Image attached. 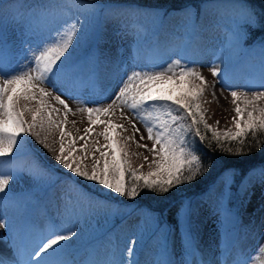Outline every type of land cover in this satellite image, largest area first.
<instances>
[{"label":"snow or ice","instance_id":"6c2138e0","mask_svg":"<svg viewBox=\"0 0 264 264\" xmlns=\"http://www.w3.org/2000/svg\"><path fill=\"white\" fill-rule=\"evenodd\" d=\"M42 7L48 19L45 26L47 35L35 51L28 49L16 67L9 69L5 64L8 50L0 44V228L10 229L5 218V202L16 201V211L20 215L28 208L27 199L10 188L12 181L27 176L33 183H39L50 176V170L35 159L28 164H16L7 172L3 168L4 164L20 159V146L28 135L35 137L52 153L58 165L72 174L73 180L80 178L97 186L101 192L132 201L144 192L166 196L173 189L192 184L206 175L212 164L205 160L207 153L203 149L245 155L246 147L248 151L252 149L250 141L255 142L257 151L264 146V45H261L258 68H249L244 73L248 83L240 90L229 88L234 115L231 126L224 129L219 128V121L215 127L208 123L203 105L209 101L204 97L207 89L214 88V85H209L197 70V62L184 55L163 64L150 58L141 61L138 58L141 47L151 52L158 46L152 39L157 32H150L135 23L120 26L118 34L133 35L137 48L127 61H121L123 68L117 74L115 90L107 97L111 102L103 105L98 100H84L73 94L68 99H76L81 105L73 109L68 99L62 98L63 85H58L57 80L66 69L71 70L67 62L81 45L87 28L70 8L57 13L55 8L58 5ZM87 7L95 10L96 5ZM182 11L186 18L192 20L191 24L185 25L190 41L196 34L194 12L190 7ZM145 14L162 16L164 13L156 9ZM259 22L250 9L246 10L245 15L233 22L229 29L228 46L239 48L247 36V28ZM217 60L219 64L213 62L209 70L214 78H221L223 87V77L232 69L233 61L219 56ZM220 64L224 67L221 68ZM98 71V63L85 64L75 74L90 79ZM57 92L61 94H55ZM212 95L215 97V91ZM89 103L94 106H87ZM126 110L131 115L126 114ZM76 112L86 116L88 127L82 132L76 128L74 134L67 125L71 123L75 128L77 122L69 121L68 117ZM117 112L127 123L114 121ZM137 122L143 125L144 133L136 126ZM127 124L131 125L133 132L125 136L122 133L128 131ZM97 127L101 130L96 131ZM49 137L53 138L52 142H49ZM101 138L105 143H100ZM145 140L151 142L150 147L148 143H141ZM133 143L148 155L131 152ZM134 156L142 157L148 166L146 172L144 163L134 166ZM252 175L249 173L241 181L238 188L241 195L251 187L248 181ZM259 179L264 183V169ZM223 180L226 192L234 182V175L225 174ZM208 191L211 193L212 189ZM223 199L224 193L220 196L217 211L235 220V214L223 208ZM95 200L91 195L86 198L89 208ZM191 215L190 205L182 207L178 214L182 232L181 259L178 262L171 259L165 233L154 264H227L229 255L233 253L232 264H264V244L258 245L253 254L238 248L235 240L223 246L216 261L206 260L199 249ZM84 218L87 219L86 216ZM80 222L81 214L71 212L66 220L53 224L46 233L31 242V251L23 264H76L74 259L61 257L75 246L74 238L82 237ZM141 239L142 236L130 239L120 257L112 255L106 260H91L89 264H139L137 246ZM3 242L11 249V256L0 254V264H22L21 246L11 231Z\"/></svg>","mask_w":264,"mask_h":264},{"label":"rangeland","instance_id":"374dc122","mask_svg":"<svg viewBox=\"0 0 264 264\" xmlns=\"http://www.w3.org/2000/svg\"><path fill=\"white\" fill-rule=\"evenodd\" d=\"M89 4L76 0H0V16L10 14V11L16 15L20 13L21 17L25 15V18H21L17 24L21 32L18 41L14 35L10 34V40H12L10 42L13 48L6 55L5 64L7 67L9 69L15 68L17 65L15 61L22 60L28 49L35 51L37 45L47 35L45 26L48 19L44 15L42 6L58 5L59 7L55 8L57 13L61 9L70 8L72 13L79 15L85 23L87 33L80 46L74 51L70 49V51H73V55L69 57L67 64L71 70L66 69L57 80L58 85H63L61 89V92H63L62 98L68 99L69 95L74 94L84 100H98L101 104L107 105L111 102L107 97L115 90L117 74L123 68L121 61H127L133 50L137 48V42L133 35L118 34L120 26L126 23L143 25L150 32H157V35L152 39L155 40L158 46L151 52H148L145 47H141L138 58L141 61L150 58L163 64L177 58L178 55H184L188 60L197 62L195 65L197 70L205 76L209 85H214V88L209 87L207 89L204 97L206 101H209V103L203 105L208 123L215 127L216 122L219 121L220 129L231 126V117L234 115L232 108L230 109L219 101L216 95L215 97L212 95L217 84L220 83L221 85V78H214L209 73L206 62L210 59L218 61V56L221 59L230 58L233 61V67L223 77V82L231 81L235 84L237 82L234 80L237 79L238 75L246 72L249 68H258L262 52L257 45L248 48L243 42L239 48L228 46L229 29L233 27V22L239 21L245 15L248 9H244L241 4L229 3L228 1H214L204 4L200 15L195 16L196 34L189 41L185 25L191 24L192 20L186 18L183 11L158 16L145 14L148 11L129 8V6H113L111 9L98 10L95 8V10H92L87 7ZM2 23L8 25L5 20H2ZM18 45L21 46L20 51L16 47ZM20 52L22 55L18 59ZM98 55L101 56L100 61ZM12 63L13 67L10 66ZM97 63L99 71L90 79L76 76L75 73L80 66L85 64L96 65ZM220 67L223 68L224 65L220 64ZM61 92L55 94H61ZM68 103L73 109L81 106L76 99H68ZM87 106L94 105L89 103ZM126 114L131 115L127 110ZM68 119L77 122L75 128L71 123L67 125V129L74 134H76V128L81 129L82 132L83 128L88 127L86 116H82L79 112H76L75 115L70 114ZM113 119L117 123H127L120 119L119 112ZM136 126L141 133H144V127L141 123L137 122ZM127 127L128 131L122 133V135L132 134L131 125L127 124ZM100 130V127L96 128V131ZM29 137H31L30 144L32 141L33 148L26 155H23V151H20V159L15 161L14 165L25 164L24 162L28 164L35 159L39 164L50 170V176L42 182L33 183L27 176H23L22 180L40 194L48 195V190L56 192L55 189L60 188V200L66 203L67 207L71 205L76 213L81 214L80 231L82 237L79 239L74 238V243L75 245L80 244L78 241L81 239L87 243L90 242L84 251H82L83 249L80 250L82 252L80 255L84 258L85 264H89L91 260H106L112 255L120 257L123 250L128 246V241L141 236L142 239L137 246L139 264H154L162 236L165 233L171 259L178 262L181 259L182 251L181 222L178 214L185 205H190L192 209L191 223L198 239L199 249L206 260L216 261L223 246L233 240L237 242V246L240 243L243 244L249 241L246 252H252L253 254H255L258 245L264 244V183L259 179L261 170L264 168H257L250 172L253 173L248 181L251 187L244 195H241L238 191L240 184H236L237 188L234 189L232 183L231 187L225 192L223 177L225 174L231 175V172H224L208 188V190L212 189L211 193L207 191L200 197L194 198V200L187 199L177 203L169 210L164 219L165 223L162 221V223H159V219L145 215L141 211L129 212L126 208L114 207L111 203L103 204L98 199L89 208L86 203L87 193L82 194L79 186L73 184L66 177L61 180L55 179L51 166L56 161L52 153L42 147L35 137L26 136L20 150L25 147ZM52 139V137H49V142H52ZM56 139L58 140V136H56ZM136 139H139L138 135ZM100 143H105L102 138ZM141 143H148L149 147L151 146V142L147 140L141 141ZM54 147H58V144H54ZM130 151L148 155L144 149H138L134 143L130 145ZM36 155L39 157H36ZM132 159L134 166L138 167L141 163H144L142 157L137 158L134 156ZM147 167V164L144 163L145 172ZM248 176L249 174L245 177ZM102 193L105 194L106 192ZM222 193H224L223 208L234 213L235 220L217 211ZM228 201L230 203L235 202V206L230 207V203L227 206ZM85 216L87 219L84 218ZM115 216L120 221L113 225L112 218ZM221 221H223V225H221ZM148 239L150 241L146 244ZM152 239L154 240L152 241ZM233 258L234 253L229 255L228 262L232 264Z\"/></svg>","mask_w":264,"mask_h":264},{"label":"trees","instance_id":"16d2710c","mask_svg":"<svg viewBox=\"0 0 264 264\" xmlns=\"http://www.w3.org/2000/svg\"><path fill=\"white\" fill-rule=\"evenodd\" d=\"M81 3L95 4L98 10L104 8H110L113 6H129V8L140 9L144 11L149 10H162L164 14L170 12H179L190 7L194 11V16H199L202 6L210 2L228 1L229 3L235 2L241 4L244 9H250L255 14L256 18L260 21L254 27L247 28V36L243 41L248 48L253 45H264V0H76ZM187 123V122H185ZM30 139L27 140L28 146L30 145ZM252 149L246 151L245 155H234L227 153H220L218 151L209 152L207 149H203L206 152L205 160L211 161V168L208 173L192 184L182 185L179 188L173 189L166 196L158 197L153 194L144 192L136 200H128L123 197H117L114 194L102 193L97 186L83 181L80 178L73 180L72 174L59 166L56 162L53 170L56 178L66 177L70 179L75 185L79 186L83 191L89 195H93L101 203L112 205L128 206L130 208L141 209L146 211L151 216L159 219V223H165V218L169 213V210L173 208L177 203L184 200H194V198L200 197L208 191V188L216 182V180L224 173L231 172L234 175L233 188L236 189V184H240L241 181L250 172L257 168H264V146L258 151L255 149V142L250 141ZM201 147L200 145H197ZM236 186V187H235ZM230 202H228L227 206ZM235 206V202H231L230 205ZM114 218L113 221H115ZM162 221V222H161ZM153 241V239H152ZM149 241L146 242V244Z\"/></svg>","mask_w":264,"mask_h":264},{"label":"bare ground","instance_id":"6f19581e","mask_svg":"<svg viewBox=\"0 0 264 264\" xmlns=\"http://www.w3.org/2000/svg\"><path fill=\"white\" fill-rule=\"evenodd\" d=\"M5 20H10L12 17L5 14L3 15ZM1 18V17H0ZM14 18H17V15L14 16ZM218 63V61H214V59H210L206 62L208 67L213 63ZM209 63V64H208ZM220 66V65H219ZM209 73L210 70H209ZM243 72L241 75H238L237 79L234 80L237 82L236 84L233 82H223L220 85L217 84L215 88V93L219 101H221L224 105H227L230 109L233 108V105L231 104V97L229 94V88H235L237 90L242 89L245 84L248 83V79L244 76ZM246 81V82H245ZM43 147V146H42ZM14 162L6 163L3 165V168L7 172L11 167L14 166ZM22 177H17L12 181L10 184V188L18 195L23 196L28 201V208L27 211L20 215L17 213V202L16 201H8L5 202L6 207L4 211L6 212V219L8 220L10 224V229L0 228V254H5L8 256H11V249L5 245L4 238L9 237V231L12 232L13 236L16 239V242L21 246V261L23 262L27 261L28 256L27 253L31 251V242L35 239H38L42 234L46 233L47 230L54 224V222L58 221V224L68 218V214L71 212H75L74 208H72L71 205L69 207L64 206L63 211L58 208L52 201V197H48L47 195L40 194L34 191L33 188H31L27 183H25L22 180ZM56 196H61V191L54 192ZM44 201L51 205H44ZM66 204V203H64ZM45 206L47 208H50L52 206L51 212L49 209H45ZM72 209V210H71ZM49 213L56 217L55 220H51ZM58 215L59 218H58ZM57 220V221H56ZM249 241L244 242L243 244H239L237 246L240 249H243L246 251L247 245ZM67 243V242H63ZM80 244L75 245L73 248H71L68 252V254L64 257H61L63 259H74L76 261V264L83 262L84 258L81 257L80 252L81 249L84 251L90 244L85 242L84 240L79 241ZM82 246V247H81ZM81 247V248H80ZM252 253V252H251Z\"/></svg>","mask_w":264,"mask_h":264}]
</instances>
